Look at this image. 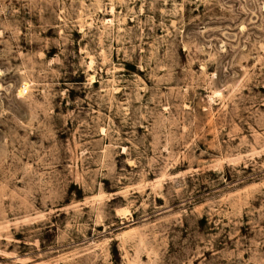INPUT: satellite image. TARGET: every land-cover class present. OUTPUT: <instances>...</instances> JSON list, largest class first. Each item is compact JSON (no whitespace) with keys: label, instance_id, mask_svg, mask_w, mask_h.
Here are the masks:
<instances>
[{"label":"rangeland","instance_id":"1","mask_svg":"<svg viewBox=\"0 0 264 264\" xmlns=\"http://www.w3.org/2000/svg\"><path fill=\"white\" fill-rule=\"evenodd\" d=\"M0 264H264V0H0Z\"/></svg>","mask_w":264,"mask_h":264}]
</instances>
